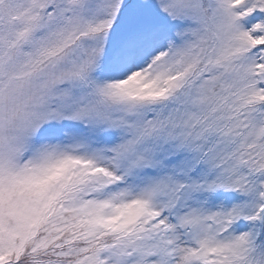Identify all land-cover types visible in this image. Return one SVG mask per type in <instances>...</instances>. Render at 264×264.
<instances>
[{"label": "snow or ice", "instance_id": "obj_1", "mask_svg": "<svg viewBox=\"0 0 264 264\" xmlns=\"http://www.w3.org/2000/svg\"><path fill=\"white\" fill-rule=\"evenodd\" d=\"M0 264H264V0H0Z\"/></svg>", "mask_w": 264, "mask_h": 264}]
</instances>
